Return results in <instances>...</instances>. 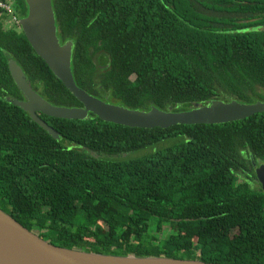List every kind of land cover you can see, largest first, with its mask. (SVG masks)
I'll list each match as a JSON object with an SVG mask.
<instances>
[{
  "label": "trees",
  "instance_id": "1",
  "mask_svg": "<svg viewBox=\"0 0 264 264\" xmlns=\"http://www.w3.org/2000/svg\"><path fill=\"white\" fill-rule=\"evenodd\" d=\"M7 1V0H6ZM28 13L25 0H8ZM12 1V2H11ZM72 71L89 93L129 108L174 111L214 99L264 100V0H52ZM0 15V208L44 239L113 255L264 264V112L220 124L139 128L40 116L8 66L55 105L81 106ZM174 142L128 157L161 140ZM67 142V143H66Z\"/></svg>",
  "mask_w": 264,
  "mask_h": 264
},
{
  "label": "water",
  "instance_id": "2",
  "mask_svg": "<svg viewBox=\"0 0 264 264\" xmlns=\"http://www.w3.org/2000/svg\"><path fill=\"white\" fill-rule=\"evenodd\" d=\"M28 13L20 18V27L35 52L68 90L82 103L81 106L55 105L38 93L25 76L16 60L10 59V73L24 99L10 101L28 112L53 138L60 133L40 113L48 116L85 119L90 113L101 120L139 128H168L176 124H220L245 119L264 112V100L242 102L214 99L206 104L196 103L187 110L174 111L156 106L148 110L129 108L107 102L80 87L72 71L73 42L61 43L56 26L52 0H25ZM257 178L264 190V163L256 168ZM0 264H220L165 256L113 255L67 248L44 239L29 230L0 208Z\"/></svg>",
  "mask_w": 264,
  "mask_h": 264
},
{
  "label": "rangeland",
  "instance_id": "3",
  "mask_svg": "<svg viewBox=\"0 0 264 264\" xmlns=\"http://www.w3.org/2000/svg\"><path fill=\"white\" fill-rule=\"evenodd\" d=\"M11 2H12V1H11ZM173 142H174L173 139L161 140V141H159V142H157V143H154V144H152V145H150V146H147V147H145V148H142V149H140V150H138V151L130 152V153H128L127 156H128V157H131V158H134V157H141V156H143V155H146V154L152 153V152H154V151H156V150H158V149H161V148H163V147H165V146H167V145H170V144L173 143ZM66 143H67V142H66ZM258 166H259V165H258ZM258 166H256V168H257ZM256 168H255V172H256ZM250 184H251V186L256 187L257 189L262 190V191L264 192V190H263V188H262V183H261L260 180L257 178V174H256V178L250 179Z\"/></svg>",
  "mask_w": 264,
  "mask_h": 264
},
{
  "label": "built area",
  "instance_id": "4",
  "mask_svg": "<svg viewBox=\"0 0 264 264\" xmlns=\"http://www.w3.org/2000/svg\"><path fill=\"white\" fill-rule=\"evenodd\" d=\"M5 12L7 13V18L5 23L10 27L20 26V18L14 13L13 7L7 0H0V15Z\"/></svg>",
  "mask_w": 264,
  "mask_h": 264
},
{
  "label": "flooded vegetation",
  "instance_id": "5",
  "mask_svg": "<svg viewBox=\"0 0 264 264\" xmlns=\"http://www.w3.org/2000/svg\"><path fill=\"white\" fill-rule=\"evenodd\" d=\"M260 164H261V163H260ZM260 164H259V165H260Z\"/></svg>",
  "mask_w": 264,
  "mask_h": 264
}]
</instances>
